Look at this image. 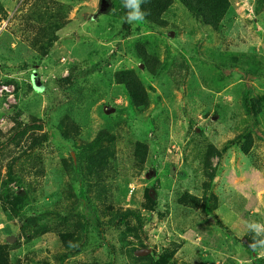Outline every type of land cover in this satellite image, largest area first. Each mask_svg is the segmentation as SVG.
Returning <instances> with one entry per match:
<instances>
[{
  "label": "rangeland",
  "instance_id": "obj_1",
  "mask_svg": "<svg viewBox=\"0 0 264 264\" xmlns=\"http://www.w3.org/2000/svg\"><path fill=\"white\" fill-rule=\"evenodd\" d=\"M61 1L73 5L69 14L70 24L58 34V41L49 55L40 61V66L33 64L35 59L31 57L32 52L25 49L9 31L14 26L10 22L15 11L14 3L7 5L5 15L0 14V87L10 85L19 89L17 94L14 92L15 102H7L6 97L0 99V128L11 125L17 112L22 114L20 120L26 124L31 115L39 118L43 131L50 134V140L30 155H40L46 160L47 174L42 178V186L50 189L57 178V170L61 167L60 159L67 158L71 152V145L60 141L57 136L56 128L61 115L69 113L80 125L81 139L84 141H91L104 128L114 126L117 131L115 124L120 122L121 138L116 149L119 167L123 172L119 181L121 205L141 208L145 205V189L155 187L153 195L159 203V210L167 209L169 213L167 218H159L156 212L153 220L145 224L140 235L144 243L150 246L147 254L152 250L159 253L162 248L182 240L185 244L175 255L177 264H197L200 260L206 264H258L259 259L264 256L259 251L256 256L253 255L255 259H249L242 234L246 229V222L264 223V140L251 135L253 145L248 157L237 150H230L222 159L212 160V166L217 170L214 191L221 200L216 216L227 230L217 226L212 217H206L200 211L185 213L172 200L176 190L188 189L198 193L196 189L205 181V177L199 162L200 156L196 157L195 154L199 155L206 142L219 148L235 135L241 134L245 126H251L252 121L247 119L240 101L233 103L230 97L224 95L225 92L216 94L215 91H209L212 93L210 99L198 94L195 96L196 104L200 106L184 112V103L189 106L188 102L193 99L183 101L180 91L174 88L170 78L163 76L151 83L155 90L154 96H159L160 101L152 103L147 111L135 117H131L128 111L119 112L118 109L126 107V100L120 87L113 82H110V86L107 85L108 73L137 65L128 51L130 43L137 36L133 34L127 40H120L116 36L121 28L118 23L120 19L106 5L108 0ZM231 2L236 15L230 16L231 11L217 31L201 25L176 5L168 22L171 23L168 26L169 33H173V36H169L167 32L168 38L166 35L156 36V40L163 52L166 48L169 49L171 57L178 60L185 58L197 81L209 80L210 83H215L220 78L222 82L218 86L221 90L224 87L233 92L242 88V84H239L240 71L225 68L223 72L226 76H220L223 65L210 63L205 54L212 50L217 53V61L222 59L218 49L238 54L248 51L253 53L254 49L259 55H264V22L260 24L262 21L260 18L261 22L258 21L249 0ZM105 5L107 7L103 8ZM102 46L109 49L105 60L100 64L102 70L97 69L86 80L81 79L68 90L70 100L64 106L46 113V94L43 95L37 89L31 77L36 76L37 72L42 83H47L58 73H61V77H66L71 63H80L78 57H92L91 49ZM107 57L109 63L104 65ZM94 61L98 60L95 58ZM250 62L253 63L251 60ZM24 63L28 66H24ZM215 67L219 69L218 72ZM84 68L85 66L82 67ZM263 70L264 67L260 66V71ZM142 74L144 75L143 71ZM4 80H12L13 83L6 84ZM248 85L254 93L264 92V78L252 80ZM232 95L235 97L236 91ZM107 108H113L114 111L105 114ZM216 108V114H213ZM205 112H209L208 119L202 115ZM123 120L127 122L125 125L121 124ZM191 120L193 121L190 122ZM260 129L264 133L262 118ZM135 139L146 141L150 146L152 167L147 173L148 177L145 176L147 174L137 176L136 169L131 166L130 141ZM5 142L0 152L4 155L11 152V155L3 160L4 155L0 154V181L5 177L6 163L20 155L24 149L14 143L4 145ZM70 176H65L66 180L70 181ZM73 186L77 191L79 183L74 182ZM10 188L16 190L14 184ZM0 230L2 240L12 237L15 241L14 236L19 239L22 243L21 253L27 251L23 244L27 240L32 242L33 250L38 253L44 251V255L50 256L57 251L56 243L53 240L48 242L47 236L36 238L32 231L28 232L29 235L20 234L18 223H6L1 212ZM105 236L117 243L115 234L107 233ZM128 241L134 240L128 238ZM101 242L104 247L98 245L93 252L84 254V257L98 263L105 262L108 259L105 245L112 243ZM124 261V264L128 263L125 257Z\"/></svg>",
  "mask_w": 264,
  "mask_h": 264
},
{
  "label": "trees",
  "instance_id": "obj_2",
  "mask_svg": "<svg viewBox=\"0 0 264 264\" xmlns=\"http://www.w3.org/2000/svg\"><path fill=\"white\" fill-rule=\"evenodd\" d=\"M249 2L258 16V21L263 24L264 0ZM12 3L15 11L10 22L14 26L9 31L25 49L32 52L31 57L35 59L33 64L40 66V61L49 55L58 41V34L70 24L69 14L73 5L61 0H0V14L5 15L7 5ZM106 5L120 19L118 23L121 28L116 36L120 40H127L133 34L137 36L128 50L137 65L108 73L107 85L110 86V82H113L120 87L126 100V107L118 109L119 112L128 111L131 117L142 115L152 103L160 101L159 96H154L155 90L151 83L168 76L174 88L180 91L183 101L193 99L188 102L189 106L184 103V112L200 106L196 104L195 96L198 94L210 99L212 93L209 91H215L216 94L225 92L224 95L230 97L233 103L240 101L247 119L252 121L251 126H245L241 134L235 135L219 148L206 142L199 155L195 154L196 157L200 156L199 162L205 177V181L196 189L198 193L188 189L176 190L172 199L185 213L200 211L206 217H212L217 226L227 230L225 224L216 216L221 200L214 191L217 170L213 168L215 166H212V160L222 159L230 150H237L248 157L253 145L251 135L264 140V133L260 129V118L264 120V92L254 93L248 85L252 80L264 78V70L260 71V66L264 67V55H259L254 49L253 53L248 51L239 54L218 49L222 59L217 61V53L212 50L205 54L210 63L223 65L220 76H226L223 72L225 68L240 71L239 84H242V88L235 90L234 97L232 94L235 91L230 92V89L224 87L221 90L218 86L222 82L220 78L215 83H210L209 80L197 81L196 75L189 69V64H186V59L171 57L168 48L163 52L156 40V36L169 37V17L176 5L201 25L217 31L231 11L230 16L236 15L231 0H148L140 5L142 11L149 13L145 21L133 23L126 22L128 10L123 7V0H108ZM91 50L92 57H78L80 63L74 61L68 66L66 77H61V73H58L47 83L39 81L37 72L36 76L31 77L37 89L43 95L46 94V113L64 106L70 100L68 90L81 79L97 69L102 70L100 64L109 52L108 47ZM95 58L97 62L94 61ZM105 63L104 65H108V57ZM24 66H28L27 63ZM210 66L213 67L212 64ZM215 70L218 72L219 69L215 67ZM3 82L13 83L12 80ZM15 88L14 92L17 94L19 89L17 86ZM216 111L217 108L213 114ZM21 115L20 112L15 113L11 125L0 128V138H5L0 139V148L5 141L4 145L14 143L15 146L24 148L20 155L5 162L6 174L0 181V212L6 223H18L20 234L29 235L28 232L32 231L36 238L47 236L48 242L53 240L56 243L57 251L50 256L44 255V251L38 253L33 250L32 242L27 240L23 243L27 251L21 253L22 243L19 239L14 236L15 241L12 243H9L8 238L2 240L0 230V264H124V257L127 258V264H177L175 255L185 244L182 240L162 248L159 253L152 250L143 257L135 255L140 250L146 249L149 252L150 246L144 243L140 235L145 224L153 220L156 212L159 218H167L169 213L167 209L159 210V203L153 195L156 192L155 187L145 189L143 208L121 205L119 181L123 172L119 167L116 149L121 138L120 122L115 124L117 131L114 126L104 128L91 141H84L81 139L80 125L69 113L61 115L56 128L57 136L60 141L71 145V152L67 158L60 159L61 167L57 170V178L47 190L46 186H42V178L47 174L46 160L40 155L30 154L47 144L50 134L43 131L37 116H29L26 124L21 122ZM202 115L208 119L209 112ZM155 119L158 121V118ZM125 123L127 122L121 121V124ZM130 145L131 166L136 169L137 176L147 174L152 167L149 144L135 139L130 141ZM0 154L4 155L1 152ZM10 155L11 152L4 155L3 160ZM68 175H71L70 181L66 180L65 176ZM74 182L79 183L77 191L73 186ZM11 184H14L16 190L10 188ZM107 233L115 234L117 243L109 240L105 236ZM253 235L246 227L242 237L250 245L253 243ZM128 238H132L135 243L128 241ZM101 241L112 243L105 245L108 255L105 262L98 263L84 257V254L93 252L98 245L104 247ZM249 245H244L246 253L249 259H255L253 255L256 256L260 250L253 251ZM197 264L206 263L200 260ZM258 264H264V258H260Z\"/></svg>",
  "mask_w": 264,
  "mask_h": 264
},
{
  "label": "clouds",
  "instance_id": "obj_3",
  "mask_svg": "<svg viewBox=\"0 0 264 264\" xmlns=\"http://www.w3.org/2000/svg\"><path fill=\"white\" fill-rule=\"evenodd\" d=\"M148 0H123V7L127 9L126 22H144L147 11H142L140 5L147 3ZM246 227L253 235V243L249 247L253 250H260V255L264 256V223L256 221L246 222Z\"/></svg>",
  "mask_w": 264,
  "mask_h": 264
},
{
  "label": "built area",
  "instance_id": "obj_4",
  "mask_svg": "<svg viewBox=\"0 0 264 264\" xmlns=\"http://www.w3.org/2000/svg\"><path fill=\"white\" fill-rule=\"evenodd\" d=\"M3 26L4 23L2 22ZM6 97L7 102H15L14 87L3 85L0 87V99Z\"/></svg>",
  "mask_w": 264,
  "mask_h": 264
},
{
  "label": "water",
  "instance_id": "obj_5",
  "mask_svg": "<svg viewBox=\"0 0 264 264\" xmlns=\"http://www.w3.org/2000/svg\"><path fill=\"white\" fill-rule=\"evenodd\" d=\"M169 36H173V33H169ZM113 111H114L113 108H107V109H105V114H109V113H111ZM148 176H149V174L146 175V177H148ZM8 241H9V243H12L13 242V238L11 237L10 239H8ZM243 242L246 244V246L249 245L246 239H243ZM147 252H148L147 250H140V251L136 252L135 255L143 257V256H145L147 254Z\"/></svg>",
  "mask_w": 264,
  "mask_h": 264
},
{
  "label": "flooded vegetation",
  "instance_id": "obj_6",
  "mask_svg": "<svg viewBox=\"0 0 264 264\" xmlns=\"http://www.w3.org/2000/svg\"><path fill=\"white\" fill-rule=\"evenodd\" d=\"M101 10V9H100Z\"/></svg>",
  "mask_w": 264,
  "mask_h": 264
}]
</instances>
